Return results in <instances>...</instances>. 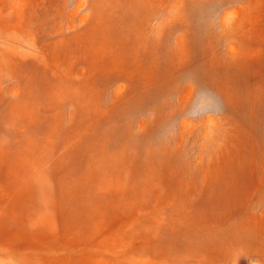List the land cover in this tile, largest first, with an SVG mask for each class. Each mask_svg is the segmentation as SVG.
<instances>
[{"label":"rangeland","instance_id":"1","mask_svg":"<svg viewBox=\"0 0 264 264\" xmlns=\"http://www.w3.org/2000/svg\"><path fill=\"white\" fill-rule=\"evenodd\" d=\"M0 264H264V0H0Z\"/></svg>","mask_w":264,"mask_h":264},{"label":"clouds","instance_id":"2","mask_svg":"<svg viewBox=\"0 0 264 264\" xmlns=\"http://www.w3.org/2000/svg\"><path fill=\"white\" fill-rule=\"evenodd\" d=\"M184 83L189 87H194L192 74L186 75ZM213 107L219 108V105L210 90L204 88L195 90L188 105L187 116L191 119H196L211 110ZM146 118L149 120L154 119L155 112L149 110L146 114ZM177 134V122L170 121L162 125L158 137L162 142H168L174 139Z\"/></svg>","mask_w":264,"mask_h":264},{"label":"bare ground","instance_id":"3","mask_svg":"<svg viewBox=\"0 0 264 264\" xmlns=\"http://www.w3.org/2000/svg\"><path fill=\"white\" fill-rule=\"evenodd\" d=\"M235 229V228H234ZM206 242V241H205Z\"/></svg>","mask_w":264,"mask_h":264}]
</instances>
